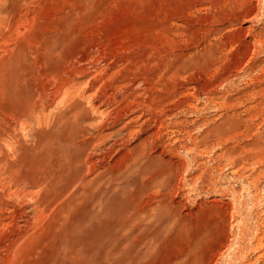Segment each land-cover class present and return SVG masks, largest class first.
Here are the masks:
<instances>
[{
    "label": "rangeland",
    "instance_id": "obj_1",
    "mask_svg": "<svg viewBox=\"0 0 264 264\" xmlns=\"http://www.w3.org/2000/svg\"><path fill=\"white\" fill-rule=\"evenodd\" d=\"M260 85L264 0H0V264H264Z\"/></svg>",
    "mask_w": 264,
    "mask_h": 264
},
{
    "label": "bare ground",
    "instance_id": "obj_2",
    "mask_svg": "<svg viewBox=\"0 0 264 264\" xmlns=\"http://www.w3.org/2000/svg\"><path fill=\"white\" fill-rule=\"evenodd\" d=\"M256 89V88H255ZM253 100L252 102L253 107L251 110V115L254 117L255 115L259 113H264V86H259L258 89H256V91L253 90ZM234 126L239 127V120L236 119L234 122H232ZM226 131L225 128H221L220 130V135L224 134ZM232 132V131H231ZM234 133V132H233ZM237 133V132H236ZM237 136V135H236ZM221 139V138H220ZM257 240V239H256ZM264 241V232H261V235L258 237V242H257V247L259 248V246H261L263 244ZM264 257V256H263Z\"/></svg>",
    "mask_w": 264,
    "mask_h": 264
}]
</instances>
